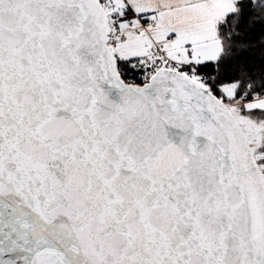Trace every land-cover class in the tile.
<instances>
[{
	"label": "snow or ice",
	"instance_id": "1",
	"mask_svg": "<svg viewBox=\"0 0 264 264\" xmlns=\"http://www.w3.org/2000/svg\"><path fill=\"white\" fill-rule=\"evenodd\" d=\"M0 264H264V0H0Z\"/></svg>",
	"mask_w": 264,
	"mask_h": 264
}]
</instances>
